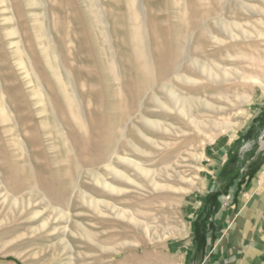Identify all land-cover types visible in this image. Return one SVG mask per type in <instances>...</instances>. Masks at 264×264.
Listing matches in <instances>:
<instances>
[{
  "label": "rangeland",
  "instance_id": "obj_1",
  "mask_svg": "<svg viewBox=\"0 0 264 264\" xmlns=\"http://www.w3.org/2000/svg\"><path fill=\"white\" fill-rule=\"evenodd\" d=\"M218 150L209 214L264 167V0H0V264H179Z\"/></svg>",
  "mask_w": 264,
  "mask_h": 264
},
{
  "label": "crops",
  "instance_id": "obj_2",
  "mask_svg": "<svg viewBox=\"0 0 264 264\" xmlns=\"http://www.w3.org/2000/svg\"><path fill=\"white\" fill-rule=\"evenodd\" d=\"M204 159L203 199L186 203L188 232L175 240L169 251L179 264H264V167L241 187L237 197L229 189L231 202L221 196L209 214L204 198L216 190L215 179L226 159L220 150ZM210 172H214L211 178Z\"/></svg>",
  "mask_w": 264,
  "mask_h": 264
},
{
  "label": "bare ground",
  "instance_id": "obj_3",
  "mask_svg": "<svg viewBox=\"0 0 264 264\" xmlns=\"http://www.w3.org/2000/svg\"><path fill=\"white\" fill-rule=\"evenodd\" d=\"M44 4V3H43ZM47 18V17H46ZM96 18V17H95ZM101 22V21H100ZM48 26V25H47ZM220 26H222L225 30L228 28V26L226 25V23H224V22H221V24H220ZM234 26V25H233ZM222 27H219L220 28V30H222L221 28ZM231 27V26H230ZM218 28V29H219ZM46 30V29H45ZM41 31V30H40ZM47 33V32H46ZM226 34V33H225ZM241 34L244 36L245 35V32L244 31H242L241 32ZM37 35V34H36ZM39 36V35H38ZM38 36H37V38H38ZM44 36V35H43ZM246 36V35H245ZM244 36V37H245ZM41 38V37H40ZM56 38V37H55ZM235 37H233V39H234ZM260 38V37H259ZM24 40V39H23ZM39 40V39H38ZM41 40V39H40ZM39 40V41H40ZM44 40V39H43ZM57 41V40H56ZM47 43V42H46ZM24 45H25V43H23ZM40 44V43H39ZM21 47V46H20ZM26 48V47H25ZM21 49H22V47H21ZM20 50V49H19ZM26 50V49H25ZM30 50V49H29ZM55 50V49H54ZM27 51V50H26ZM30 52V51H29ZM19 53V52H18ZM29 55H30V53H29ZM45 55V54H44ZM27 56V55H26ZM31 56V55H30ZM46 56V55H45ZM28 58V57H27ZM197 67V66H196ZM198 70V69H197ZM201 70L204 72V74L208 77V79H211V81L213 80H215L217 77H218V75L216 76V71L214 72V71H212L210 68H206V67H201ZM217 72H219V71H217ZM220 73L221 74H219L220 76H222L224 79L225 78H227V77H229L228 75V72H226V71H224L223 69H222V72L220 71ZM232 73V72H231ZM243 73V72H242ZM218 74V73H217ZM249 75V74H248ZM220 78V77H219ZM235 78H237V77H235ZM250 79L253 81V83L255 84V82H256V80H255V78L254 77H250ZM226 80V79H225ZM185 82H189L188 81V79H186L185 78V80H184ZM245 81V80H244ZM167 97H168V100H169V102H170V104L174 107V109H175V111L176 110H178V112L180 113V114H184V115H186L187 117H190V116H188L187 114H188V112H190L191 111V109H193V107H195V108H197V107H199L200 105H203L205 108H211V105L209 104V102H204V103H199L198 101H196V100H192V99H184V98H180L179 96H177L173 91H168V93H167ZM153 101L159 106V107H162V108H165L166 106H165V104L163 103V102H161L159 99H157V98H153ZM172 107V108H173ZM161 108V109H162ZM201 109V108H200ZM184 115H183V117H184ZM143 120V119H142ZM188 120V119H187ZM190 120V119H189ZM143 122H146V123H148L149 125H151V124H157V123H155V122H148V121H146V120H143ZM190 122V121H189ZM191 122H192V120H191ZM194 122V121H193ZM193 124V123H192ZM139 132V131H138ZM140 135L142 136V134L140 133ZM143 138H145L144 136H142ZM146 140V139H145ZM129 144V146L130 147H132V148H134L135 149V147H133L132 146V144L131 143H128ZM97 148V147H96ZM94 149H95V147H94ZM101 149V148H100ZM96 150V149H95ZM98 150H99V148H98ZM136 150V149H135ZM137 151V150H136ZM112 156H116L115 155V152L112 154ZM119 161H121V162H123V163H126V164H128V165H130V166H132V167H134L139 173H141L142 175H144V174H147L148 172H146L143 168H142V166L141 165H139L137 162H135V161H132V160H130V159H128V158H121V157H119V158H117ZM105 167H106V170L108 171V174H110V175H112V176H114V177H119V178H124V179H127V178H125V176L121 173V171H118V170H116L115 168H113L112 167V165L110 164V163H107V164H105ZM147 175H149V174H147ZM145 177V176H144ZM95 181L97 182V184L98 185H100L102 188H104L105 190H107V191H110V192H113L114 191V187L113 186H111L110 184H108L107 182H106V180L104 179H101L100 177H95ZM156 186V185H155ZM116 212V211H115ZM122 216V215H121ZM128 220V219H127ZM130 220V219H129ZM133 222V221H132Z\"/></svg>",
  "mask_w": 264,
  "mask_h": 264
}]
</instances>
